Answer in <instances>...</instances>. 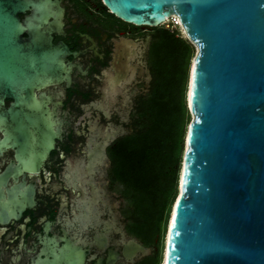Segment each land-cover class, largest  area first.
I'll list each match as a JSON object with an SVG mask.
<instances>
[{
	"label": "flooded vegetation",
	"instance_id": "af4514ba",
	"mask_svg": "<svg viewBox=\"0 0 264 264\" xmlns=\"http://www.w3.org/2000/svg\"><path fill=\"white\" fill-rule=\"evenodd\" d=\"M58 2L51 43L65 71L36 90L53 148L41 162L47 139L20 134L25 120L0 126V264H162L169 218L155 231L122 177L155 92L162 28L127 23L104 0Z\"/></svg>",
	"mask_w": 264,
	"mask_h": 264
},
{
	"label": "water",
	"instance_id": "95a60500",
	"mask_svg": "<svg viewBox=\"0 0 264 264\" xmlns=\"http://www.w3.org/2000/svg\"><path fill=\"white\" fill-rule=\"evenodd\" d=\"M104 2L135 25L177 17L197 48L188 86L193 119L162 264H264V0ZM62 13L58 0H0V126L25 120L20 134L47 139L41 162L58 134L38 122L36 90L65 71L51 43ZM6 98L17 100L15 110Z\"/></svg>",
	"mask_w": 264,
	"mask_h": 264
},
{
	"label": "trees",
	"instance_id": "16d2710c",
	"mask_svg": "<svg viewBox=\"0 0 264 264\" xmlns=\"http://www.w3.org/2000/svg\"><path fill=\"white\" fill-rule=\"evenodd\" d=\"M180 31L162 29L155 50V92L139 141L125 157L123 180L138 194L142 216L161 231L177 198L187 125L185 92L194 48Z\"/></svg>",
	"mask_w": 264,
	"mask_h": 264
},
{
	"label": "rangeland",
	"instance_id": "374dc122",
	"mask_svg": "<svg viewBox=\"0 0 264 264\" xmlns=\"http://www.w3.org/2000/svg\"><path fill=\"white\" fill-rule=\"evenodd\" d=\"M172 20L168 21L166 24L158 27V28H162V29H167V30H170L171 32H175V31H180V34L179 36L182 37L184 40L188 41L189 43H191L193 45V48H194V52H193V55L190 59V65H189V77H190V72H191V68H192V63L193 61L195 60V57L197 55V48L194 46V44L189 40V38L186 36L182 26H179V27H176V26H173L172 25ZM159 36V35H158ZM188 86H189V78H188V82H187V87H186V92H185V102H186V106H187V125H186V131H185V135H184V144H185V138H186V135H187V131H188V128L190 126V123L192 122V119H193V116L191 115L190 111H189V107H188ZM185 147V146H184ZM184 153V152H183ZM179 188V187H178ZM179 194V191L177 192V196ZM177 199V198H176ZM174 205V203H173ZM173 205L171 207V210H170V214L172 213V208H173ZM170 216V215H169ZM170 218V217H169ZM168 227V226H167ZM167 232V231H166Z\"/></svg>",
	"mask_w": 264,
	"mask_h": 264
},
{
	"label": "built area",
	"instance_id": "2783aa9c",
	"mask_svg": "<svg viewBox=\"0 0 264 264\" xmlns=\"http://www.w3.org/2000/svg\"><path fill=\"white\" fill-rule=\"evenodd\" d=\"M178 19H179V18H176V17H173V18L171 19V20H172L171 23H172L173 26H176V27L181 26V22L179 23ZM169 21H170V20H169ZM167 22H168V21H167ZM167 22H166V23H167ZM166 23H165V24H166Z\"/></svg>",
	"mask_w": 264,
	"mask_h": 264
},
{
	"label": "bare ground",
	"instance_id": "6f19581e",
	"mask_svg": "<svg viewBox=\"0 0 264 264\" xmlns=\"http://www.w3.org/2000/svg\"><path fill=\"white\" fill-rule=\"evenodd\" d=\"M177 18V17H176ZM178 21H179V23H180V20L178 19ZM184 30V29H183ZM184 32H185V30H184Z\"/></svg>",
	"mask_w": 264,
	"mask_h": 264
}]
</instances>
